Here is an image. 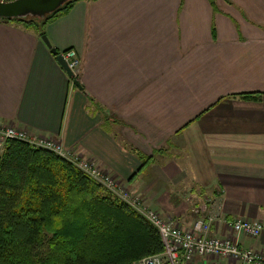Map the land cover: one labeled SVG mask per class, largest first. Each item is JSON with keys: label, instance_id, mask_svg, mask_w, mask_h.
Masks as SVG:
<instances>
[{"label": "crops", "instance_id": "crops-1", "mask_svg": "<svg viewBox=\"0 0 264 264\" xmlns=\"http://www.w3.org/2000/svg\"><path fill=\"white\" fill-rule=\"evenodd\" d=\"M43 36L75 51L78 87L42 36L0 22L1 125L81 154L185 230L205 196L217 238L264 223V0H77ZM239 241L264 255V231Z\"/></svg>", "mask_w": 264, "mask_h": 264}, {"label": "trees", "instance_id": "trees-1", "mask_svg": "<svg viewBox=\"0 0 264 264\" xmlns=\"http://www.w3.org/2000/svg\"><path fill=\"white\" fill-rule=\"evenodd\" d=\"M75 2L9 22L43 36ZM162 251L151 225L63 159L17 141L0 152V264H134Z\"/></svg>", "mask_w": 264, "mask_h": 264}, {"label": "built area", "instance_id": "built-area-1", "mask_svg": "<svg viewBox=\"0 0 264 264\" xmlns=\"http://www.w3.org/2000/svg\"><path fill=\"white\" fill-rule=\"evenodd\" d=\"M72 73L70 81L77 82L80 60L74 50L61 53ZM12 141L55 154L69 161L78 171L100 184L113 197L134 211L159 234L163 251L155 256L138 260L134 264H264V255L254 250L240 248V237L257 239L264 231V223L237 219L227 223L230 237L211 235L212 227L222 221L214 202L205 196L191 209L195 219L185 230L178 222L169 221L145 205L142 195L128 190L106 171L81 154L68 150L57 141L29 135L23 129L0 124V152ZM205 262H196V259Z\"/></svg>", "mask_w": 264, "mask_h": 264}, {"label": "water", "instance_id": "water-1", "mask_svg": "<svg viewBox=\"0 0 264 264\" xmlns=\"http://www.w3.org/2000/svg\"><path fill=\"white\" fill-rule=\"evenodd\" d=\"M69 1L77 0H12L0 1V22L3 20H25L29 18L44 19L46 16L54 13ZM42 41L55 57L69 79H72V73L62 55L51 48L47 38L42 36ZM78 87V83L74 82Z\"/></svg>", "mask_w": 264, "mask_h": 264}, {"label": "rangeland", "instance_id": "rangeland-1", "mask_svg": "<svg viewBox=\"0 0 264 264\" xmlns=\"http://www.w3.org/2000/svg\"><path fill=\"white\" fill-rule=\"evenodd\" d=\"M32 148V147H31ZM32 149H35V148H32ZM37 150V149H36ZM38 150H41V149H38ZM50 153V152H49ZM53 154V153H52ZM55 155V154H54ZM56 156V155H55ZM58 157V156H57ZM65 162L69 163L72 167H74L69 161H67L66 159H63ZM75 168V167H74ZM76 169V168H75ZM149 170L143 174V178H147L149 177ZM109 193V192H108ZM134 212V211H133Z\"/></svg>", "mask_w": 264, "mask_h": 264}]
</instances>
